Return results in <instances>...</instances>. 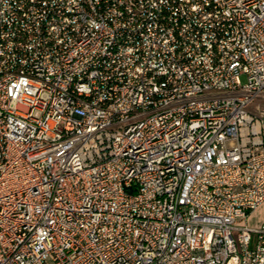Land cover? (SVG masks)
Masks as SVG:
<instances>
[{
  "label": "built area",
  "instance_id": "1",
  "mask_svg": "<svg viewBox=\"0 0 264 264\" xmlns=\"http://www.w3.org/2000/svg\"><path fill=\"white\" fill-rule=\"evenodd\" d=\"M262 203L264 0H0V264H264Z\"/></svg>",
  "mask_w": 264,
  "mask_h": 264
},
{
  "label": "crops",
  "instance_id": "2",
  "mask_svg": "<svg viewBox=\"0 0 264 264\" xmlns=\"http://www.w3.org/2000/svg\"><path fill=\"white\" fill-rule=\"evenodd\" d=\"M243 224L249 228H258L264 224V203L253 210Z\"/></svg>",
  "mask_w": 264,
  "mask_h": 264
},
{
  "label": "rangeland",
  "instance_id": "3",
  "mask_svg": "<svg viewBox=\"0 0 264 264\" xmlns=\"http://www.w3.org/2000/svg\"><path fill=\"white\" fill-rule=\"evenodd\" d=\"M242 80L244 81V77H242Z\"/></svg>",
  "mask_w": 264,
  "mask_h": 264
}]
</instances>
